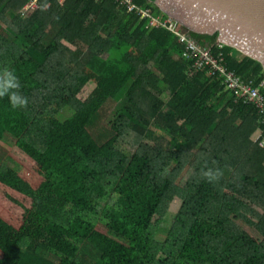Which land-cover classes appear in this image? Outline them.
<instances>
[{"label": "trees", "instance_id": "1", "mask_svg": "<svg viewBox=\"0 0 264 264\" xmlns=\"http://www.w3.org/2000/svg\"><path fill=\"white\" fill-rule=\"evenodd\" d=\"M30 1L0 0V76L12 72L10 93L27 99L0 97V120L28 122L15 145L44 180L34 188L0 166V184L31 200L19 228L0 217V264H264V122L252 104L206 71L190 75L177 37L115 0H38L23 15ZM154 1L134 3L168 19ZM182 29L264 82L262 65L218 48L217 34ZM89 77L98 84L83 101ZM209 168L222 177L208 182ZM176 199L157 241L153 221Z\"/></svg>", "mask_w": 264, "mask_h": 264}, {"label": "water", "instance_id": "2", "mask_svg": "<svg viewBox=\"0 0 264 264\" xmlns=\"http://www.w3.org/2000/svg\"><path fill=\"white\" fill-rule=\"evenodd\" d=\"M158 10L188 30L217 34L216 42L264 69V0H155Z\"/></svg>", "mask_w": 264, "mask_h": 264}, {"label": "rangeland", "instance_id": "3", "mask_svg": "<svg viewBox=\"0 0 264 264\" xmlns=\"http://www.w3.org/2000/svg\"><path fill=\"white\" fill-rule=\"evenodd\" d=\"M74 47V46H72ZM237 56L241 58L243 55L238 52ZM98 84L96 77H89L85 82L84 87L79 93L81 100H86L90 95V92ZM28 122L21 119H16L7 124L5 119L0 120V166L6 165L16 170L23 180L27 181L34 188L38 187L43 182V170L22 153L15 145L17 138L23 133ZM189 175V171L186 170L178 184L183 185L186 178ZM181 201L176 199L171 204L169 211L166 215L158 216L154 219L155 239L157 241H163L169 231V227L173 218V215L179 210ZM31 207V200L25 198L17 192L3 187L0 184V217L9 225L14 228H19L23 223L24 209ZM242 228H245L254 238L261 239L262 235L257 228L249 226L243 222L239 223ZM99 230L105 232V229L99 227ZM1 258V252H0Z\"/></svg>", "mask_w": 264, "mask_h": 264}, {"label": "built area", "instance_id": "4", "mask_svg": "<svg viewBox=\"0 0 264 264\" xmlns=\"http://www.w3.org/2000/svg\"><path fill=\"white\" fill-rule=\"evenodd\" d=\"M38 0H31L22 8V14H28L35 10ZM63 3L64 0H55ZM120 8H123L128 14H135L147 21L148 29L162 27L172 32L178 41L184 46V58L190 60L192 65L189 70L190 75L202 70L210 76H215L221 81L224 87L235 93L236 101L243 104H252L261 120L264 122V95L261 88L264 82L258 85L252 80L242 79L240 76L229 70L221 54L213 55L209 48L201 47L195 39L187 35L182 26L169 18L162 20L160 16H155L150 10H144L134 3V0H115ZM221 48L220 44H217Z\"/></svg>", "mask_w": 264, "mask_h": 264}, {"label": "clouds", "instance_id": "5", "mask_svg": "<svg viewBox=\"0 0 264 264\" xmlns=\"http://www.w3.org/2000/svg\"><path fill=\"white\" fill-rule=\"evenodd\" d=\"M19 86L18 78L12 72L5 71L3 76H0V97L8 95L10 90L18 89ZM9 98L13 107L26 106L27 104V99L21 97L16 91H11ZM201 175L208 182H214L222 177L223 172L220 169L209 168L202 170Z\"/></svg>", "mask_w": 264, "mask_h": 264}]
</instances>
